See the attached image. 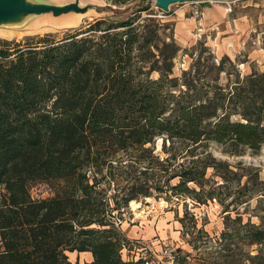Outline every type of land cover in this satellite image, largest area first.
<instances>
[{"label":"trees","instance_id":"16d2710c","mask_svg":"<svg viewBox=\"0 0 264 264\" xmlns=\"http://www.w3.org/2000/svg\"><path fill=\"white\" fill-rule=\"evenodd\" d=\"M154 14L146 6L60 40L0 49V264H71L73 251L90 252L86 264H142L122 257L135 241L115 213L141 197L200 203L211 158L192 155L197 148L264 144V72L223 84L220 60L204 79L172 76L179 48L161 40ZM48 181L53 196L33 200L31 185ZM260 212V224L249 220L242 235L225 230L217 239L229 259L240 236L257 247L249 264H264Z\"/></svg>","mask_w":264,"mask_h":264},{"label":"rangeland","instance_id":"374dc122","mask_svg":"<svg viewBox=\"0 0 264 264\" xmlns=\"http://www.w3.org/2000/svg\"><path fill=\"white\" fill-rule=\"evenodd\" d=\"M28 1L55 6L77 3L85 10L58 16L51 12L28 15L18 22L0 24V49L13 51L18 44L36 42L41 37L60 40L79 33L93 20L126 17L150 6L155 13L151 16L161 25V40L167 43L171 38L179 48L173 60L172 76L180 77L185 71L188 78L204 79L220 60L227 72L220 75L219 81L223 84L235 82L237 75L241 78L253 71L264 72V0L182 2L170 5L167 11L157 7L155 0H119L118 6L110 0ZM142 16L148 15L143 12ZM65 17L71 26L46 22H57ZM11 53L8 61L14 59L15 54ZM157 76V73L151 75L152 78ZM155 146L156 151H160L161 139ZM206 154L210 155L211 167L207 168L206 180L200 189V203L188 197L178 200L164 196L141 197L118 213L114 212V220H120L125 236H132L131 231L136 230L137 241L148 249L150 243H156L157 237L162 247L174 245L183 257L188 254L186 259L192 264H249L246 254L254 255L256 246H247L240 236L234 238L229 248L237 256L231 260L227 256L228 247H224L226 240L218 242L217 239L225 230L242 235L244 224L249 220L255 224L263 221L260 209L264 204L259 206L258 199L264 198V144L256 151L239 147L231 152L225 145L208 142L192 153L197 157ZM55 186L53 181L37 182L31 185L30 192H41L47 198L53 196ZM113 193L110 189L107 196ZM153 253L158 256L159 251ZM121 254L124 258L125 252Z\"/></svg>","mask_w":264,"mask_h":264},{"label":"water","instance_id":"95a60500","mask_svg":"<svg viewBox=\"0 0 264 264\" xmlns=\"http://www.w3.org/2000/svg\"><path fill=\"white\" fill-rule=\"evenodd\" d=\"M197 1L204 2L208 0H155V4L162 10L167 11L172 4ZM84 10L79 8L77 3L55 6L45 3H33L28 0H0V24L18 22L22 17L28 15L51 12L54 16H58L69 11L80 12Z\"/></svg>","mask_w":264,"mask_h":264},{"label":"built area","instance_id":"2783aa9c","mask_svg":"<svg viewBox=\"0 0 264 264\" xmlns=\"http://www.w3.org/2000/svg\"><path fill=\"white\" fill-rule=\"evenodd\" d=\"M31 198L33 200H40L43 197L41 192L31 193ZM158 238L155 237V241L158 242ZM131 261L142 260V264H160L166 262L169 264H181V259L183 256L180 254L179 250L174 245H164L158 253L155 255L148 247L139 241L131 243V247H123L122 252Z\"/></svg>","mask_w":264,"mask_h":264},{"label":"crops","instance_id":"0c3cea01","mask_svg":"<svg viewBox=\"0 0 264 264\" xmlns=\"http://www.w3.org/2000/svg\"><path fill=\"white\" fill-rule=\"evenodd\" d=\"M46 22L54 23V24H57V25H63V26H71V23L68 22V18L67 17L62 18L60 20H57V22H52L51 20H46ZM136 232H137L136 230L135 231H131L132 236L126 235L127 238H129V240H131V241L139 240L138 239L139 237H136V236H138V234H136ZM124 234H126V233H124ZM151 244H152V246H150ZM150 245H149V247H150V249L153 252H157V251H159L162 248V245L160 244L159 240L155 244L154 243H150ZM67 255H68V258H69V261L71 262V264H86V263H90L92 261V255H91L90 252H80V253H78L76 251H73V252H68ZM124 259H128V257L125 255ZM187 260H189V258H187L186 261L183 264H192V263H190V260L189 261H187ZM160 264H169V263L162 262Z\"/></svg>","mask_w":264,"mask_h":264},{"label":"bare ground","instance_id":"6f19581e","mask_svg":"<svg viewBox=\"0 0 264 264\" xmlns=\"http://www.w3.org/2000/svg\"><path fill=\"white\" fill-rule=\"evenodd\" d=\"M129 203L132 205L133 201H130ZM136 206H137V205H136Z\"/></svg>","mask_w":264,"mask_h":264}]
</instances>
